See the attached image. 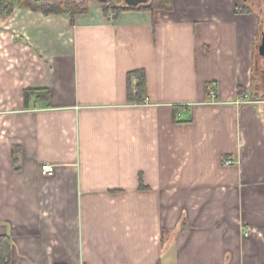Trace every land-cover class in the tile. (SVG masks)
I'll return each instance as SVG.
<instances>
[{
  "label": "crops",
  "instance_id": "0c3cea01",
  "mask_svg": "<svg viewBox=\"0 0 264 264\" xmlns=\"http://www.w3.org/2000/svg\"><path fill=\"white\" fill-rule=\"evenodd\" d=\"M172 3L0 11V264H264L261 22Z\"/></svg>",
  "mask_w": 264,
  "mask_h": 264
},
{
  "label": "trees",
  "instance_id": "16d2710c",
  "mask_svg": "<svg viewBox=\"0 0 264 264\" xmlns=\"http://www.w3.org/2000/svg\"><path fill=\"white\" fill-rule=\"evenodd\" d=\"M103 6V14L108 16L109 13H115L117 18L124 11L136 10L145 12H155L162 10L170 12L173 10L172 0H149L146 3L138 6L127 5L114 7L107 2L99 0ZM111 1V0H109ZM108 1V2H109ZM16 8L29 9L33 12L42 13L44 15H67L70 16L72 21L75 17L80 15H86L89 13L88 0H0V11L3 15L10 16L14 13ZM253 10L248 4V1L244 0V7L239 12L251 13ZM137 79L136 85L133 87L132 94H136L137 100L141 101L147 95L146 76L144 71H136L132 74ZM246 91L240 88V94ZM38 98L40 101H47L49 98V91L46 89H28L24 92L25 106L28 107L30 101L33 98ZM261 97L258 93L252 92L250 94L251 100H259ZM11 241L8 237L2 238L3 248V264L10 263L9 247Z\"/></svg>",
  "mask_w": 264,
  "mask_h": 264
},
{
  "label": "rangeland",
  "instance_id": "374dc122",
  "mask_svg": "<svg viewBox=\"0 0 264 264\" xmlns=\"http://www.w3.org/2000/svg\"><path fill=\"white\" fill-rule=\"evenodd\" d=\"M246 1H248V4L256 12L257 16L259 17V21L261 22V31L259 33L258 41H257V45H259L262 34L264 33V0H246ZM107 3H109V5L114 7L126 6L125 0H111ZM88 5H89V12L91 10V7L93 6H99L102 12H104L102 3L99 0H88ZM109 15L115 17L116 14L109 13L108 16ZM255 60L258 61L259 66H256V68H254L253 70V79H255L256 83H260L264 85V59L259 56L258 51H256L255 53ZM254 85L255 84L252 85V88L255 87Z\"/></svg>",
  "mask_w": 264,
  "mask_h": 264
},
{
  "label": "water",
  "instance_id": "95a60500",
  "mask_svg": "<svg viewBox=\"0 0 264 264\" xmlns=\"http://www.w3.org/2000/svg\"><path fill=\"white\" fill-rule=\"evenodd\" d=\"M101 1L108 2L109 0H101ZM148 1L149 0H125L127 5L134 6V7L138 6L140 4L146 3ZM257 49H258V53H259L260 57H262L264 59V33L262 34L261 41H260V44L258 45Z\"/></svg>",
  "mask_w": 264,
  "mask_h": 264
},
{
  "label": "built area",
  "instance_id": "2783aa9c",
  "mask_svg": "<svg viewBox=\"0 0 264 264\" xmlns=\"http://www.w3.org/2000/svg\"><path fill=\"white\" fill-rule=\"evenodd\" d=\"M209 96H210V98H211L212 100L215 99V95H214V93H210ZM246 98H247V97H246ZM246 98H245V99H246ZM146 101H148V99H146ZM232 163H233L232 160H228V161H226V165H230V164H232ZM42 169H43L44 173H48V174L53 173V169H52V167L49 166V165H43Z\"/></svg>",
  "mask_w": 264,
  "mask_h": 264
}]
</instances>
